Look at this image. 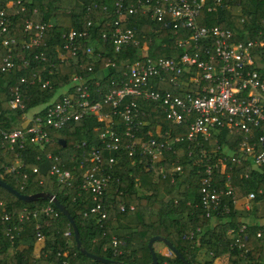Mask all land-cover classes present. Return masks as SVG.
<instances>
[{
  "label": "trees",
  "instance_id": "1",
  "mask_svg": "<svg viewBox=\"0 0 264 264\" xmlns=\"http://www.w3.org/2000/svg\"><path fill=\"white\" fill-rule=\"evenodd\" d=\"M20 1V4L7 7L9 0H0V9L6 10L10 22L4 37L18 42L12 53L14 66L7 72L1 71L7 51L0 45L2 131L28 128L31 119L43 116L45 106L73 89L72 77L75 75L82 77L91 100L102 102L110 89L118 88L122 83L127 60L178 59L186 52L185 48L177 47L176 41L188 38L190 32L182 29L175 34L171 28L161 27L151 20L149 14L135 17L125 26L137 30V43L116 52L110 37L102 39V35L110 31L105 23L115 18L111 0ZM101 1L106 4L107 12L89 9L91 4ZM132 1L124 0L126 4ZM226 3L216 12L203 11L198 23L230 29L235 33L236 41L263 42L253 50L254 69L263 71L264 0ZM241 19L244 20L242 23ZM26 22L52 24L41 43L29 49L21 47L22 39H27L24 33ZM88 22H91L90 27ZM84 30L88 36L77 39L74 50L64 48L70 31ZM88 46L95 51L103 46L104 54L99 60L88 56L85 52ZM61 53L65 54L64 59L60 58ZM109 61L114 62V66L107 65ZM22 78L25 83L21 85ZM38 79L47 80L48 86L43 88ZM17 85L22 86L23 110H12L8 104L11 89ZM171 89V84L166 82L156 90ZM138 104L145 113L141 117L144 123L140 127L141 135L145 139H157L161 134L171 143L170 150L164 153L163 166H181L182 169L173 182L156 176L140 165L137 158H130L126 151L104 152V170L112 176L101 197L105 218L100 220L99 215L91 214L92 194L81 188V180L91 167L87 161L88 146L99 144L96 129L106 127L109 122L93 116L72 122L60 130H48L53 143L45 148L28 142L22 149L11 150L0 134V179L23 195L47 193L53 196L73 218L82 248L108 260V264H150L152 257L148 241L156 236L169 241L189 264H215L224 255H228L227 264H264V165L254 168L250 161L229 162L223 172L219 168L214 170V182L219 188H224L226 175L230 176L236 199L242 200L249 192L256 194V201L249 211L242 210L239 204L233 207L230 197H224L222 202L230 206L229 213L214 214L209 218L199 201L206 166L215 164L220 156L234 154L237 157L243 133L230 136L227 129H220L213 131L206 140L200 138L197 144H193L186 140L187 122L173 124L155 104L143 101ZM110 110V105H105L103 113ZM29 112H33L31 116ZM116 121L121 123V118ZM254 136L258 141L264 136L263 129L254 130ZM176 138L179 141L172 142ZM258 149L262 150L264 146ZM48 154L59 160H48ZM111 156L117 158L113 167L108 162ZM16 161L18 165L13 167ZM52 164L69 170L71 180L66 184L58 183L49 173ZM47 205L56 216L39 215L35 218L26 214ZM131 206L133 210H130ZM5 215L10 216L9 219L6 220ZM248 217H252V221L246 223L245 231L239 232L243 220ZM230 230L231 235L228 234ZM67 231L69 236L65 235ZM259 231L260 237H257ZM236 237L244 244L243 248L234 245ZM38 242L42 243L37 252ZM153 250L157 264H184L173 254L164 257L154 247ZM0 264L105 263L86 257L76 248L72 227L52 202L38 199L26 203L0 187Z\"/></svg>",
  "mask_w": 264,
  "mask_h": 264
},
{
  "label": "built area",
  "instance_id": "2",
  "mask_svg": "<svg viewBox=\"0 0 264 264\" xmlns=\"http://www.w3.org/2000/svg\"><path fill=\"white\" fill-rule=\"evenodd\" d=\"M111 1L115 18L105 23L110 31L104 33L102 39L110 37L116 52L131 43H137V30L125 26L132 19L135 20V17L147 14L151 20L159 23L161 27L171 28L175 34L182 29L189 31L188 38L176 41L177 47L185 48L186 52L178 59L159 58L153 61L146 58L135 62L127 60L122 83L118 88L110 89L102 102L92 101L83 85L82 77L75 75L72 77L73 89L45 106L43 116L31 119L28 128L11 132L0 130L3 141L11 150L22 149L28 142L45 148L51 143L48 130H60L88 116L96 117L100 121L108 120V126L96 129L99 144L88 146L87 161L91 163V167L84 172L81 180V188L92 194L94 204L89 212L99 215L101 220L105 218L101 197L112 181V176L104 170V152L113 154L126 151L130 158H137L140 165H144L162 179L169 178L171 182L182 172L181 166H163L164 153L171 147V143L164 140L163 135L160 134L157 139H145L141 135L140 127L144 124L141 117L145 113L140 110L138 101L152 103L173 124L187 122L186 140L193 144H197L200 138L206 140L213 131L220 129H227L230 136L243 133V138L238 143L237 157L234 154L220 156L215 164L206 166L205 176L201 180L199 201L209 218L214 214L229 213L230 206L222 202L224 197H230L233 207L241 201L245 202V210L249 211L251 204L256 201V194L249 192L242 200L236 199L230 176L226 175L224 188H219L214 182V170L219 168L223 172L229 162L240 164L242 161H250L254 168L264 165V149H258L259 146H264V136L259 137L258 141L254 136V130L264 131V70L254 69L253 58V50L262 46L263 42L236 41L235 33L230 29L206 27L198 23L203 11L216 12L226 2L235 0H133L127 4L124 0ZM20 2L9 0L7 7ZM89 9L107 12L103 1L91 4ZM9 24L6 10L0 9V45L7 51L1 67L2 72L13 68L12 53L18 46L15 39L4 37ZM51 26V23L32 25L26 22L24 33L27 34V39H22L21 47L29 49L38 46L45 31ZM87 26L90 27L91 22ZM86 36V30L70 31L66 35L64 48L74 50L75 41ZM104 51L103 46L96 51L92 46L85 50L88 56L98 60ZM65 57L64 53L60 54L61 59ZM107 65L114 66V62L109 61ZM37 81L43 88L49 84L47 80ZM166 82L171 84V90H156ZM24 83L25 79L22 78L20 84ZM21 85L11 89L8 104L12 110H23ZM105 105L111 107L108 113H103ZM112 117L121 118V123ZM119 129L122 130L121 133ZM178 141L179 138H176L172 142ZM47 159L59 160L50 154ZM108 162L113 167L117 164V158L111 156ZM49 173L60 184H66L72 178L69 170L61 169L56 164L50 165ZM121 210L124 211V208ZM130 210H133L132 206ZM26 214L35 218L39 215L56 216V212L49 205L39 210L27 211ZM9 217L4 216L6 220ZM246 223L248 221L244 219L239 232L246 230ZM228 234L231 235L232 231ZM65 235L69 236V231ZM38 237L42 240L41 235L38 234ZM257 237H260V231ZM235 239L234 245L239 249L243 248L244 244L239 237Z\"/></svg>",
  "mask_w": 264,
  "mask_h": 264
},
{
  "label": "water",
  "instance_id": "3",
  "mask_svg": "<svg viewBox=\"0 0 264 264\" xmlns=\"http://www.w3.org/2000/svg\"><path fill=\"white\" fill-rule=\"evenodd\" d=\"M0 187H2L3 189H5L6 191H8L9 193H11L12 195L16 196L17 198H19L21 201L26 202V203H30V202H34L38 199H45V200H50L52 201V203L54 204V206L56 207V209L67 218L70 226L72 227L73 230V234H74V240H75V246L76 248L86 257L92 259V260H96L105 264H108V260L103 259L101 257L92 255L90 253H88L86 250H84L82 248V244L79 240V234H78V230L74 224L73 218L71 217L70 213L68 212V210L64 207V205H62L58 200H56L53 196H50L47 193H37V194H33V195H23L20 194L19 192H17L15 189H13L11 186L7 185L4 181H2L0 179ZM155 242H160L162 244L165 245V247L178 259H180L184 264H189L183 257L182 255L174 248V246L167 241L164 238L161 237H152L150 238V240L148 241V249L151 253V263L150 264H157L158 260H157V256L153 250V244Z\"/></svg>",
  "mask_w": 264,
  "mask_h": 264
},
{
  "label": "crops",
  "instance_id": "4",
  "mask_svg": "<svg viewBox=\"0 0 264 264\" xmlns=\"http://www.w3.org/2000/svg\"><path fill=\"white\" fill-rule=\"evenodd\" d=\"M153 247H154L156 252H158L159 254H161L164 257H170L172 255L171 252L165 247V245L160 243V242L159 243L156 242L153 245ZM227 263H228V255H224L215 261V264H227Z\"/></svg>",
  "mask_w": 264,
  "mask_h": 264
},
{
  "label": "rangeland",
  "instance_id": "5",
  "mask_svg": "<svg viewBox=\"0 0 264 264\" xmlns=\"http://www.w3.org/2000/svg\"><path fill=\"white\" fill-rule=\"evenodd\" d=\"M32 113H33V112H29V115L31 116ZM28 117H29V116H28ZM52 143H53V142H51V144H52ZM17 163H18V162H15L12 166H13V167H16V166L18 165ZM9 171H11V169H9ZM246 206H247V204H246L245 202H243V201H241V202L239 203V207H240L242 210H244V211H245ZM247 221H248V222L252 221V217H248V218H247ZM41 243H42V242H38V244H37V248H36L37 252H38V250L41 248ZM158 243H159V242H158Z\"/></svg>",
  "mask_w": 264,
  "mask_h": 264
}]
</instances>
